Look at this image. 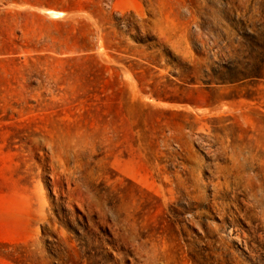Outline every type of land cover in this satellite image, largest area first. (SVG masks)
Returning <instances> with one entry per match:
<instances>
[{"label":"rangeland","instance_id":"1","mask_svg":"<svg viewBox=\"0 0 264 264\" xmlns=\"http://www.w3.org/2000/svg\"><path fill=\"white\" fill-rule=\"evenodd\" d=\"M0 264H264V0H0Z\"/></svg>","mask_w":264,"mask_h":264}]
</instances>
